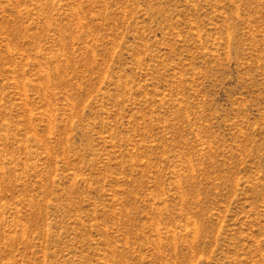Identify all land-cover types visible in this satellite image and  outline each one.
Here are the masks:
<instances>
[{
	"label": "rangeland",
	"instance_id": "obj_1",
	"mask_svg": "<svg viewBox=\"0 0 264 264\" xmlns=\"http://www.w3.org/2000/svg\"><path fill=\"white\" fill-rule=\"evenodd\" d=\"M0 264H264V0H0Z\"/></svg>",
	"mask_w": 264,
	"mask_h": 264
}]
</instances>
